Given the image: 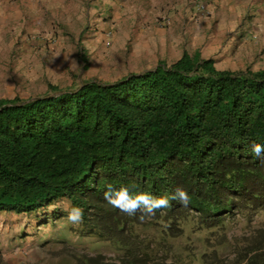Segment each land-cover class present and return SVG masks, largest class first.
Returning <instances> with one entry per match:
<instances>
[{
  "label": "trees",
  "instance_id": "trees-1",
  "mask_svg": "<svg viewBox=\"0 0 264 264\" xmlns=\"http://www.w3.org/2000/svg\"><path fill=\"white\" fill-rule=\"evenodd\" d=\"M51 90L0 99V213L32 214L67 198L83 210L84 231L120 250L85 264H164L136 225L162 222L168 233L192 218L211 228L264 210V153L252 151L264 146V69H220L185 52L116 82ZM109 186L169 206L141 220L108 203ZM177 188L187 206L171 199ZM251 251L242 264H264V247Z\"/></svg>",
  "mask_w": 264,
  "mask_h": 264
},
{
  "label": "rangeland",
  "instance_id": "rangeland-1",
  "mask_svg": "<svg viewBox=\"0 0 264 264\" xmlns=\"http://www.w3.org/2000/svg\"><path fill=\"white\" fill-rule=\"evenodd\" d=\"M185 1L0 0V99L44 96L52 86L67 91L88 81L116 82L193 54L195 46L220 69H264V43L249 34L233 40L227 33L210 43V29L193 45L195 28H186L193 21L178 10ZM197 5L195 15L201 14ZM71 209L62 198L32 214L1 212L0 264H85L98 252L119 253L82 223H71ZM244 214L219 227L201 228L190 218L174 232H165L162 222L136 225L134 232L156 262L242 264V255L264 247V210Z\"/></svg>",
  "mask_w": 264,
  "mask_h": 264
},
{
  "label": "crops",
  "instance_id": "crops-1",
  "mask_svg": "<svg viewBox=\"0 0 264 264\" xmlns=\"http://www.w3.org/2000/svg\"><path fill=\"white\" fill-rule=\"evenodd\" d=\"M210 1L214 3L212 7L208 6L211 10L210 15H195L196 0H189L188 3L187 1L182 2L178 9L183 16L182 19L187 16L191 19L189 23L193 21L192 25L186 26V28H195L192 32L193 35L196 34L192 36L193 39L195 38L193 45L197 44L199 34L204 33L210 36V29L215 30V36L212 35L210 43L220 41L217 39L218 36L222 41V37H225L227 33H233L231 37L234 40L237 35H248L249 31L259 36L255 42L264 43V0H254L255 2L251 3L250 0H207V2ZM199 40V44H201L202 39ZM243 41L245 42V40ZM194 48L201 53V50H198L199 47L195 46Z\"/></svg>",
  "mask_w": 264,
  "mask_h": 264
},
{
  "label": "clouds",
  "instance_id": "clouds-1",
  "mask_svg": "<svg viewBox=\"0 0 264 264\" xmlns=\"http://www.w3.org/2000/svg\"><path fill=\"white\" fill-rule=\"evenodd\" d=\"M197 2L198 10L200 4L206 7V10L203 12L199 10L201 14H211V10L208 8V3L206 0H196V3ZM248 34L254 39L259 37L254 32L249 31ZM252 151L255 156L260 157L261 154L264 153V146L260 144H254ZM104 196L108 203H110L113 207L120 209L122 212H125L129 215H134L139 211L141 213V220L145 219L146 217L150 218L155 216L156 210L169 206V199L167 197L154 198L147 193H140L133 196L130 195L127 188L114 190L111 186H109V189L105 192ZM171 199L179 200V202L185 206H187V204L190 202L189 195L183 188H177ZM83 216L84 213L80 207H73L68 212L67 219L73 224H78L82 222Z\"/></svg>",
  "mask_w": 264,
  "mask_h": 264
},
{
  "label": "built area",
  "instance_id": "built-area-1",
  "mask_svg": "<svg viewBox=\"0 0 264 264\" xmlns=\"http://www.w3.org/2000/svg\"><path fill=\"white\" fill-rule=\"evenodd\" d=\"M199 10L203 12V11L206 10V7L204 5H202V4H200L199 5Z\"/></svg>",
  "mask_w": 264,
  "mask_h": 264
}]
</instances>
